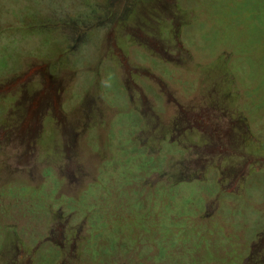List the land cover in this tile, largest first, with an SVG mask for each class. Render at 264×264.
<instances>
[{"label":"rangeland","instance_id":"rangeland-1","mask_svg":"<svg viewBox=\"0 0 264 264\" xmlns=\"http://www.w3.org/2000/svg\"><path fill=\"white\" fill-rule=\"evenodd\" d=\"M83 1L0 0V264H54L49 254L57 264H264V41L250 46L246 19L230 21L232 8L264 17V0H165L181 13L162 37L146 32L158 26L146 20L151 0L129 17L133 0L95 14ZM130 146L166 161L165 174L137 184L143 173L118 154ZM161 148L176 154L157 157ZM110 161L134 177L113 217L173 189L167 178L185 181L162 197L175 213H129L74 240ZM186 196L199 230L177 237Z\"/></svg>","mask_w":264,"mask_h":264},{"label":"trees","instance_id":"trees-1","mask_svg":"<svg viewBox=\"0 0 264 264\" xmlns=\"http://www.w3.org/2000/svg\"><path fill=\"white\" fill-rule=\"evenodd\" d=\"M146 0H133V4H132V8H131V12L128 15L132 16L133 12L135 11L136 8H141L142 4L145 2ZM109 0H104V1H94L92 0H84L83 3L86 5L87 11H91V14H95L98 12H101L102 10L108 9L110 10L111 6L108 5ZM232 8V7H231ZM232 12L230 14V21L231 23H237L238 25H240V21L242 19H246L245 21L241 22L242 26L246 28H248L251 37H248V41L250 46H259L262 44L261 41H264V17L260 16V17H256L253 14L250 13H246L241 9H238L237 11L232 8ZM114 11V10H113ZM115 12V11H114ZM240 13L239 18L237 16V13ZM37 13L44 15L40 10L37 11ZM116 13V12H115ZM180 13H181V6L176 4V3H168L165 0H151V4L148 8H146L145 14H146V20L150 21V20H154L155 23L158 25L157 27H152L151 29L155 30V33H152L149 29H147V33L151 36H159L161 34H164L165 31H168L167 28L170 26V24H172V17H174L175 19H178L180 17ZM157 15V18H154V16ZM48 17V16H46ZM92 19V15L90 17V20ZM128 19V18H127ZM135 21H137V19H134ZM140 20L142 21V23H147V26L149 28V22L145 21L144 19L140 18ZM250 22H253V26L250 27ZM94 26V25H93ZM126 26V24L124 25ZM181 26L183 27V24H181ZM96 27V26H94ZM181 27V28H182ZM184 28V27H183ZM243 32H241V36L243 35ZM242 52L246 53L244 48L242 47ZM261 58L262 61H264V55L260 56L257 60H259ZM255 62V63H254ZM221 62L217 60V62H215L214 64V70H219V68L222 67V65H219ZM259 64H262V66H264V63L261 61H258ZM248 66L249 68H253L254 71H257V62L249 59L248 60ZM260 76H262L264 78V71L258 72ZM241 97L238 96V98ZM234 96L232 98H229L230 101L234 100ZM247 111H248V107H247ZM242 118H248L246 114V109L244 108V110L242 111ZM245 113V114H244ZM143 126V125H142ZM90 136V135H89ZM40 137L42 139L38 140L37 142H44L45 144H41V145H46L47 147L52 146L48 145L49 142L47 141V138L45 136H43L42 132L40 133ZM91 137V136H90ZM45 138V139H43ZM168 141V140H167ZM54 146H56L57 148H61L62 143L61 141L55 140L53 141ZM55 147V148H56ZM159 147V144H157L156 146H154L152 149ZM160 148V147H159ZM163 149V148H161ZM164 150H167L166 152H164ZM119 156H124L122 158V162L126 163L128 165L132 166H136L139 167V170L141 171L142 176L138 179L137 184H144L145 181L152 175V173L156 172L158 174H165L164 170H165V162L166 161H162V162H158V159L155 160L154 156H149L147 154V152H144V150L140 149L139 147L135 146V147H131L127 150V151H118ZM172 154H176L175 149L170 148V149H163L160 151L159 156L160 158L163 159H167V157L169 155ZM179 154H183V150L181 149V153ZM40 156H42V153H40ZM137 156H139L142 160H137ZM128 165H124L121 163H118L116 161H110L105 163L104 166H102V168L99 170V176H98V180L97 182L93 185V187L90 190V193H97V198L93 199L92 201H94L95 203H92V209L90 212L84 214V221L81 225H87L89 224L87 231L85 232V234L82 236H76L74 238V240H76L77 238H81L84 237L88 234L89 230H91V226L94 225L96 228H100L103 229L105 231V233L107 231H109L110 226L112 224V219L120 221L125 219L127 216H129L130 213V218L131 220H135L136 218H140L142 215H144L147 219L151 218L152 215L157 211V214H164L166 215V210H169L171 213H175L173 210V207L169 204H167L168 206H166L165 203H163V199L162 197L166 195L167 190L171 191L172 193L176 194V190L179 189V196L182 194V188H181V184L185 183V181H182L181 183L176 179V178H167L165 181L167 183H171L170 185H173L174 188H168V186H166L165 188H162V186H159L158 188L155 189L154 195L153 197H155V200L150 201V202H146L145 204L143 203V200H141L140 202H131L129 203V205H126V212H125V216L124 217H120V218H116L112 216V213L114 212V210L119 206V201H125V194H124V188L128 185L133 184L134 182V177L132 176V174L130 173V167ZM45 170V169H44ZM52 171L50 169L46 171L42 172V174H47L46 176L43 175L44 180H50L51 175H48V173H51ZM151 172V173H150ZM247 180H249V182H251L250 178H247ZM255 194H260L259 190L254 191ZM19 193H12V196L17 195L18 196ZM235 195V194H234ZM194 196V194H193ZM177 199V197H175ZM191 198H187V196L180 200L181 201V205L178 207V215L181 216H186L185 222H187L188 226L190 227H186L184 225L181 226V229L184 233L182 234H174L172 233L174 236H187L188 233L190 232L191 229H194L195 231L199 230L198 225H196L195 222H193L191 220L190 216H193V218L195 219L198 215V212H196L195 209L190 210L192 208V203L190 202ZM97 207H102L103 209V218L99 219L95 216L94 212L95 209ZM243 207V203L242 206ZM39 209L42 210L41 206H39ZM230 210H224V212H228ZM228 220L230 219L229 217L227 218ZM178 225V224H177ZM189 229V230H188ZM156 235H162V232L160 230H157ZM77 239V240H78ZM69 241V239H66L65 243H67ZM55 249V248H54ZM57 250V249H55ZM58 251V250H57ZM59 252V251H58ZM60 253V252H59ZM249 253L247 252V255ZM246 255V256H247ZM50 256V260H55L54 264H57V260H59L61 258L60 256L54 257L51 254H49ZM245 256V257H246ZM251 256L248 255L247 257ZM241 259H243V256H240ZM244 257V258H245ZM205 258V255L203 257H201L200 259ZM204 262V261H202ZM205 264V263H202Z\"/></svg>","mask_w":264,"mask_h":264}]
</instances>
